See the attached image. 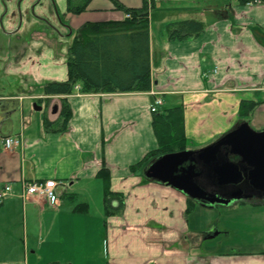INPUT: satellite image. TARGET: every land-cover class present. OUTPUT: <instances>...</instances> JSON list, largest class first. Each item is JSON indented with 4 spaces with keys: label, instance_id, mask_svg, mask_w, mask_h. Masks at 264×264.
<instances>
[{
    "label": "crops",
    "instance_id": "obj_1",
    "mask_svg": "<svg viewBox=\"0 0 264 264\" xmlns=\"http://www.w3.org/2000/svg\"><path fill=\"white\" fill-rule=\"evenodd\" d=\"M117 1L126 8L145 4ZM148 1L151 90L84 94L78 86L66 98L69 122L54 132L25 121L27 103L45 100L47 83L68 80L69 44L82 25L125 14L111 0H92L80 15L68 13L67 0H0V142L23 141L12 150L0 147V187H11L0 204V264H264V252L242 253L226 240L229 215L239 204L196 205L187 214L185 195L145 178L148 164L132 171L159 148L150 111L158 99V112L184 109L190 150L243 121L253 119L254 129L264 130V4ZM186 20L204 23V33L170 41L165 27ZM242 101L258 103L243 121ZM17 112L19 127L4 131ZM102 170L124 201L111 216ZM49 179L57 182L56 205L38 196L23 199L25 182ZM254 205L242 212L264 214V203Z\"/></svg>",
    "mask_w": 264,
    "mask_h": 264
},
{
    "label": "trees",
    "instance_id": "obj_2",
    "mask_svg": "<svg viewBox=\"0 0 264 264\" xmlns=\"http://www.w3.org/2000/svg\"><path fill=\"white\" fill-rule=\"evenodd\" d=\"M92 0H67V11L73 15L85 12ZM115 3L125 17L121 20L103 22H88L82 25L74 34L68 49L66 82H50L44 86L45 102L51 98H60L58 118L51 121L44 119L47 131H63L65 124L71 118V109L67 97L74 94L80 86L81 93H146L151 90V37H150V7L147 0L141 8H126ZM240 5L264 4V0H236ZM205 24L196 20H186L170 23L165 27V33L170 41H186L196 38L205 31ZM258 103L242 101L239 107V117L247 120ZM153 127L158 139L159 148L151 152L132 171L149 164L153 159L193 148L186 137L185 114L182 107L167 109L154 114ZM232 160L236 161V158ZM104 179V207L106 216L120 213L124 208L123 197L113 193L109 188L110 177L105 170L99 174ZM118 202V207L114 206ZM258 202H253L256 204ZM245 205L246 202L238 203ZM196 205L203 206L188 199L187 214ZM208 207V206H204ZM49 264H60L52 262Z\"/></svg>",
    "mask_w": 264,
    "mask_h": 264
},
{
    "label": "water",
    "instance_id": "obj_3",
    "mask_svg": "<svg viewBox=\"0 0 264 264\" xmlns=\"http://www.w3.org/2000/svg\"><path fill=\"white\" fill-rule=\"evenodd\" d=\"M57 110L55 105L53 114ZM144 176L203 206L263 203L264 130L256 131L247 121L240 122L206 147L153 159Z\"/></svg>",
    "mask_w": 264,
    "mask_h": 264
},
{
    "label": "rangeland",
    "instance_id": "obj_4",
    "mask_svg": "<svg viewBox=\"0 0 264 264\" xmlns=\"http://www.w3.org/2000/svg\"><path fill=\"white\" fill-rule=\"evenodd\" d=\"M42 101L44 100L39 99L38 101L31 103V105L30 103H27L25 111L26 122H44L45 118H50L52 116L58 115L60 102L49 101L47 103ZM55 105L58 106V111L56 112V114H53L52 109ZM36 107H40L42 108V110L37 111ZM20 118V113L17 112L13 116V124H4L3 130L8 131L10 129H14L15 127H19V124L21 123L19 122ZM247 122L250 124L249 120H247ZM254 123L255 121H253L252 119L250 125L252 126L254 125ZM252 128L254 129L253 126ZM254 130L261 131L256 128ZM0 147L2 148V150H4L3 145H1V142ZM246 203L251 206H256L254 204H250V202ZM245 205H238L235 211H231L232 213H230L229 215L230 227L227 228L230 231L226 237V240L229 244L232 245V247L238 249L242 253L264 252V214H261L260 216L258 214L259 210L255 211V208H249L250 210H253V212H242V210H245L243 208ZM239 207L241 208L240 211H238ZM223 227H225V223L223 224Z\"/></svg>",
    "mask_w": 264,
    "mask_h": 264
},
{
    "label": "built area",
    "instance_id": "obj_5",
    "mask_svg": "<svg viewBox=\"0 0 264 264\" xmlns=\"http://www.w3.org/2000/svg\"><path fill=\"white\" fill-rule=\"evenodd\" d=\"M162 105V101L159 99L156 101L155 106L151 108V113L158 112V106ZM3 144L6 150H12L13 148L18 147L20 144H23L21 138L18 137H6L3 140ZM57 182L54 179L45 180V181H33L24 183V192L23 199L27 200L32 196L43 197L47 200L49 205L54 206L58 203V196L56 194ZM11 192V187L6 186L5 188L0 187V204L8 197Z\"/></svg>",
    "mask_w": 264,
    "mask_h": 264
},
{
    "label": "flooded vegetation",
    "instance_id": "obj_6",
    "mask_svg": "<svg viewBox=\"0 0 264 264\" xmlns=\"http://www.w3.org/2000/svg\"><path fill=\"white\" fill-rule=\"evenodd\" d=\"M232 159H233V158H232ZM236 159H237V158H236ZM253 202H258V201H253ZM253 202H252V203H253ZM240 203H241V202H240ZM258 203H260V202H258ZM263 203H264V202H263ZM237 204H238V203H237ZM216 207H221V206H216Z\"/></svg>",
    "mask_w": 264,
    "mask_h": 264
}]
</instances>
